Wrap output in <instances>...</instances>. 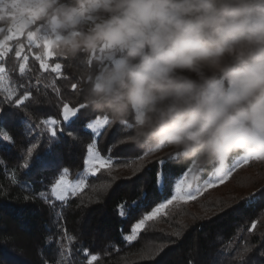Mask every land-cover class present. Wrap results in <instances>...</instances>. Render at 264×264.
I'll return each instance as SVG.
<instances>
[{"label": "trees", "instance_id": "trees-1", "mask_svg": "<svg viewBox=\"0 0 264 264\" xmlns=\"http://www.w3.org/2000/svg\"><path fill=\"white\" fill-rule=\"evenodd\" d=\"M7 23L0 26L3 28ZM39 26L37 22L28 30L35 31ZM4 32H0V38ZM26 32L18 40L9 42L11 50L3 60L7 87L31 82L35 100L26 102L27 114L0 103L3 115L0 129L11 137L10 141L0 138V264H43L44 261L57 264L60 251L67 243L62 242L65 228L75 237L72 252L76 264H87L93 254L99 257L95 264H264V255H261L264 252V161L252 160L238 168L224 184L208 189L196 200L174 204L167 215L148 222L134 241H126L125 236L131 234L132 227L146 213L171 198L176 181L193 161L167 148L157 150L149 143L134 142L125 123L113 122L110 115L91 107L89 111L96 113L91 119L106 116L110 121L98 139L86 128L88 120L83 115L72 129H63V142L51 147L47 131L39 141L27 136L31 128L46 119L57 120L53 128L59 133L63 103L76 107L87 102L79 79L85 65L54 55L47 60L49 69H41L36 54L42 55L43 48H29ZM18 46H22V55L28 57L27 61L16 57ZM94 59L89 58L88 66ZM22 63L28 69L23 76L19 74ZM56 63L62 65L65 79L51 72V66ZM37 79L41 85L39 93L35 88ZM53 80L60 96L52 91ZM72 83L80 84L75 92L71 89ZM45 84L49 85L46 94ZM6 91L0 88V100ZM23 91L20 90L21 95ZM70 130L75 140L67 136ZM94 140L101 156H111L115 161L114 170L111 175L101 169L90 176L85 191L70 197L66 207L55 201L56 211L63 208V227H58L55 212L49 210L39 194L44 192L52 201L51 189L61 177L77 179L85 169L88 145ZM33 143L37 148L26 170L22 165L27 148ZM241 155L240 152L229 154L226 164L230 166ZM162 159L166 162L163 194L157 183ZM196 166V174L203 177L198 182H203L219 167V161L196 162ZM13 173L18 183H10ZM93 187L97 191L93 192ZM249 197L255 201L251 205L247 203ZM120 205L124 206L123 216ZM177 232L181 233L180 237L175 235ZM49 236L52 243L46 244ZM161 245H164L163 251L152 258ZM246 247L251 251L241 260L239 256Z\"/></svg>", "mask_w": 264, "mask_h": 264}, {"label": "clouds", "instance_id": "clouds-1", "mask_svg": "<svg viewBox=\"0 0 264 264\" xmlns=\"http://www.w3.org/2000/svg\"><path fill=\"white\" fill-rule=\"evenodd\" d=\"M57 56L85 65L87 104L130 138L194 162L264 157V0H5ZM95 57L91 66L89 58Z\"/></svg>", "mask_w": 264, "mask_h": 264}, {"label": "snow or ice", "instance_id": "snow-or-ice-1", "mask_svg": "<svg viewBox=\"0 0 264 264\" xmlns=\"http://www.w3.org/2000/svg\"><path fill=\"white\" fill-rule=\"evenodd\" d=\"M5 3V0H0V6H3ZM37 20L33 18L28 19H21L17 21H13L10 23V26L6 29L7 34L3 36V39H0V83L3 82L5 79V73L7 71L3 60L11 50L10 41L18 40L21 36L25 35L27 36V43L29 48L31 46L35 45L36 47H42L43 48V54L38 56L37 59L40 61V68L43 70H48L50 65L47 62V60L56 53L54 50V43L47 31V29L40 24L39 27H36L35 31L28 30L30 27H35L37 25ZM7 23L5 20L0 19V24ZM5 31V29L0 28V32ZM16 57L27 61L28 57L26 55H22V46H18L17 50L15 51ZM28 71L25 64L19 65V74L23 76L25 72ZM51 72L55 73L59 76L60 79H65L63 73H62V65L60 63H56L54 66H51ZM32 84L29 82L28 85L24 84H18V85H10V87L7 89L6 94L3 96V99L0 100V103L7 104L10 107H15L17 109L24 110L27 114V110L29 108V105L26 103L28 101H34L35 98L32 95L31 92ZM35 88L37 93L40 92L41 85L39 83V79H37L35 83ZM49 88V85L45 84V94L47 93V90ZM52 91L56 93L57 96H60V90L56 87V81L53 80L51 84ZM80 88V84L78 83H72L71 89L75 92ZM24 89L23 94H20V90ZM38 102V101H37ZM90 106L85 103H79L76 107L70 106L69 103L65 102L63 103L62 108V121L60 122V131L59 133L54 130L53 126L57 125V120L55 119H46L43 121H40L34 128H31L30 131L26 133L27 136L32 137L33 139L39 141L40 136L47 131L50 135V141H49V147H51L53 144L61 143L64 140V131L63 129L65 127L72 129L73 126L81 120V116L83 115L85 119L88 120L86 123V128L91 129L92 134L98 139L101 130L106 128L110 121L105 116L103 119L100 118H94L96 116V113H92L89 111ZM2 111V110H0ZM0 120H3V115L0 114ZM63 122H67V125H64ZM128 128L131 127L130 124L125 123ZM43 125L44 127H42ZM67 136L73 138L75 140V136L73 131H68ZM0 138H2L3 141H10L11 137L7 134L6 131L0 129ZM125 141H121V143H124ZM37 144L33 143L30 147L27 148V154L26 158L24 159V163L22 167L24 169L30 168L29 160L33 158L34 153L36 151ZM112 149H109V152H111ZM147 155V153L145 154ZM228 157V156H227ZM219 161V167H216L215 171L207 178V180L201 185L198 181L200 179H203L202 176H198L196 174V162L193 161L192 166L187 169V171L184 172L183 178L178 180L175 184L173 194L171 195L170 199L165 200L164 202L159 203L156 207H154L150 212L146 213L142 219H140L131 230V234L125 236L126 241H134L139 233L145 229V226L150 221H155L159 219L162 216L167 215L168 209L173 206L174 204H184L188 203L190 201L196 200L199 196H201L204 192H206L208 189H211L213 187H216L218 185L224 184L226 181L229 180L230 177L233 176V173L236 172L238 168H240L242 165L249 164L250 161H264V157L261 156H251V155H243L242 159L236 160L234 163H232L230 166L226 164V158ZM85 164V171L83 174L79 175V178L76 182L71 183L67 180H65L63 177H61L55 185L51 189V193L53 196V200L50 201L47 197V195L44 192H41L39 194V198L48 206L49 210L52 212H55V223L58 227H63L61 224V220L63 219V208L60 211H56L55 209V201L61 202L65 207L68 205V201L71 198L77 197L81 195L85 189L88 187L86 181L90 176H94L97 172H99L101 169H104L108 172L109 175H111V172L114 170V164L115 161L112 159L111 156L108 157H102L100 152L96 150V141L94 140L92 144L88 145L87 148V158L84 161ZM161 170L157 173V183H158V189L161 194L165 191V185H164V168L166 166V162L162 159L159 161ZM67 169H64V172L67 173ZM113 180H115V177H112ZM19 181L15 177L14 173L12 176V179L10 183H18ZM111 185H103L102 187H110ZM93 192L97 191L95 187H93ZM92 198L89 197V200ZM255 201L252 197H249L247 199V203L249 205L253 204ZM120 215L123 216L124 213V206L120 205ZM255 227V223H253V228ZM252 229H249L251 231ZM177 237L181 236V233L177 232L175 233ZM66 241V246L61 249L59 254V259L57 261V264H76L75 259L73 257L72 252V244L75 243V237L69 235L67 233L66 228L64 229L62 242ZM46 244L52 243V237H47ZM164 249V245H161L156 253L152 255V258H155L156 255H159L160 252H162ZM250 248H245L244 253L240 254L239 259L243 260L244 255L248 252H250ZM77 251V255H78ZM85 254L87 255V250H85ZM261 255H264V252L261 253ZM99 259L98 255H91L90 258L87 260V264H95V262ZM43 264H47V261H44Z\"/></svg>", "mask_w": 264, "mask_h": 264}, {"label": "rangeland", "instance_id": "rangeland-1", "mask_svg": "<svg viewBox=\"0 0 264 264\" xmlns=\"http://www.w3.org/2000/svg\"><path fill=\"white\" fill-rule=\"evenodd\" d=\"M9 26H10V23H7V24H5V26L3 27V28L5 29V32H4L3 36L7 34L6 29H7ZM0 28H2V26H0ZM3 36H2L0 39H3ZM33 46H35V45H33ZM35 47H36V46H35ZM36 56L38 57L37 54H36ZM0 88L3 89V90H5V91L8 89V87H7V79H6V76H5V79L3 80V82L0 83ZM242 157H243V154H242L239 158H237L236 160H238V159H242ZM236 160H235V161H236ZM235 161H234V162H235ZM234 162H233V163H234ZM85 167H86V166H85ZM84 171H85V169H84ZM84 171H83V173H84ZM186 171H187V170H186ZM83 173H82V174H83ZM183 174H184V173H183ZM183 174L180 176V178H179L178 180H180L181 178H183ZM63 178H64L65 180L71 182V183H74V182H76V181L78 180L79 177H78L77 179L73 180V181H71V180H69L68 178H65V177H63ZM178 180H177V181H178ZM206 180H207V179H206ZM206 180H205V181H206ZM177 181H176V182H177ZM205 181H203V182H199V183H200L201 185H203V183H204ZM175 184H176V183H175ZM174 187H175V186H174ZM173 191H174V189H173Z\"/></svg>", "mask_w": 264, "mask_h": 264}]
</instances>
